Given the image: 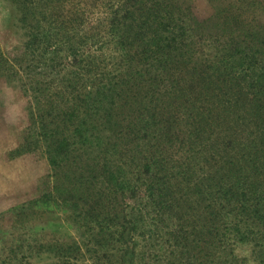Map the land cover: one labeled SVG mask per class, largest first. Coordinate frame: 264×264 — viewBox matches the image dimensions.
Wrapping results in <instances>:
<instances>
[{"label": "trees", "instance_id": "16d2710c", "mask_svg": "<svg viewBox=\"0 0 264 264\" xmlns=\"http://www.w3.org/2000/svg\"><path fill=\"white\" fill-rule=\"evenodd\" d=\"M8 1L24 37L0 77L29 104L17 151L42 148L54 172L31 204L118 242L113 264L215 263L229 237L264 264V0Z\"/></svg>", "mask_w": 264, "mask_h": 264}, {"label": "rangeland", "instance_id": "374dc122", "mask_svg": "<svg viewBox=\"0 0 264 264\" xmlns=\"http://www.w3.org/2000/svg\"><path fill=\"white\" fill-rule=\"evenodd\" d=\"M204 13H210L206 0H197ZM237 0H217L233 4ZM229 7V6H228ZM17 7L8 0H0V54L13 56L19 51L24 32L18 22ZM0 77V252L2 261L9 255L11 246H20L17 253L8 259L12 264H90L97 260L113 264L120 252L115 246H100L99 237L79 230L65 220V213L55 207L31 204L52 185L54 172L45 151L38 148L20 153L18 145L25 137L28 122V101L20 78ZM25 208L22 210V208ZM227 248L233 250L229 257H220L208 264H260L251 242H234L228 238ZM113 241V242H112ZM38 242L72 243L81 256L76 259L59 258L53 252H38ZM100 242V243H98ZM95 250V251H94ZM106 254V257L104 256ZM104 258V259H101ZM107 261V262H106ZM4 264V263H3Z\"/></svg>", "mask_w": 264, "mask_h": 264}]
</instances>
